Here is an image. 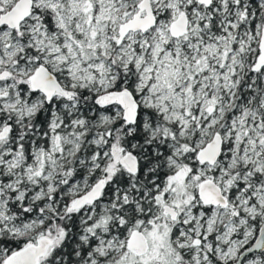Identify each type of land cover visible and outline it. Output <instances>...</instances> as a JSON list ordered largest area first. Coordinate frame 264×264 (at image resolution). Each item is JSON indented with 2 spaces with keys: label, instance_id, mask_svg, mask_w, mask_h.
I'll use <instances>...</instances> for the list:
<instances>
[{
  "label": "snow or ice",
  "instance_id": "snow-or-ice-1",
  "mask_svg": "<svg viewBox=\"0 0 264 264\" xmlns=\"http://www.w3.org/2000/svg\"><path fill=\"white\" fill-rule=\"evenodd\" d=\"M0 264H264V0H0Z\"/></svg>",
  "mask_w": 264,
  "mask_h": 264
}]
</instances>
